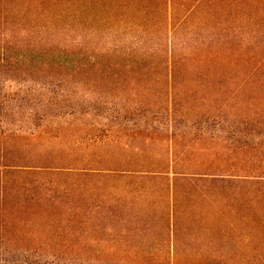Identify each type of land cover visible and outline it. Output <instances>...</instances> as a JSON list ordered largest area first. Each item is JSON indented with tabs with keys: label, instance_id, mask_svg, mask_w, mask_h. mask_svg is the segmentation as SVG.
Here are the masks:
<instances>
[{
	"label": "rangeland",
	"instance_id": "rangeland-1",
	"mask_svg": "<svg viewBox=\"0 0 264 264\" xmlns=\"http://www.w3.org/2000/svg\"><path fill=\"white\" fill-rule=\"evenodd\" d=\"M0 264H264V0H0Z\"/></svg>",
	"mask_w": 264,
	"mask_h": 264
},
{
	"label": "crops",
	"instance_id": "crops-1",
	"mask_svg": "<svg viewBox=\"0 0 264 264\" xmlns=\"http://www.w3.org/2000/svg\"><path fill=\"white\" fill-rule=\"evenodd\" d=\"M238 1H240V0H238ZM241 2H239V11H240V13H241V11H242V9H241Z\"/></svg>",
	"mask_w": 264,
	"mask_h": 264
}]
</instances>
